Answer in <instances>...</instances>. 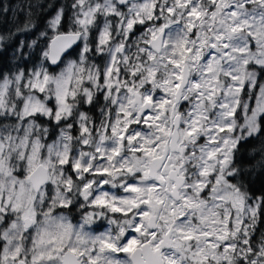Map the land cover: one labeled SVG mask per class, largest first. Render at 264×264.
<instances>
[{
    "label": "clouds",
    "instance_id": "9594fccd",
    "mask_svg": "<svg viewBox=\"0 0 264 264\" xmlns=\"http://www.w3.org/2000/svg\"><path fill=\"white\" fill-rule=\"evenodd\" d=\"M35 3L0 78V264H264V0Z\"/></svg>",
    "mask_w": 264,
    "mask_h": 264
},
{
    "label": "snow or ice",
    "instance_id": "6c2138e0",
    "mask_svg": "<svg viewBox=\"0 0 264 264\" xmlns=\"http://www.w3.org/2000/svg\"><path fill=\"white\" fill-rule=\"evenodd\" d=\"M24 4L27 6L25 7ZM24 4L17 3L15 7L12 9L13 13V21L12 25L13 27L8 29V31L5 34H0V54H2V50L4 46L13 41L16 40L17 43L14 45V52L17 57V55H23L24 53H27L30 51V49L26 46H22V41L18 39L19 35L23 33H31L32 31V17L34 15L33 9L37 6L35 3V0H32V2H29V0H24ZM9 9L3 8L0 10V16H2L4 13H7ZM171 11V10H170ZM193 13L195 15H199V13L196 12L195 9H193ZM59 22V16L57 17V21ZM132 23L130 22L128 27H132ZM143 23V21H141ZM69 38L67 36H56L50 40V42L46 46V50L41 52L39 55H33L32 58L39 59V56H43L46 58L49 62L52 64H56L58 59L65 54V51L67 47L69 46L66 41ZM28 61H25L27 63ZM109 75L111 74V69H109ZM23 75V74H22ZM37 79L40 77V72L36 71L35 73ZM45 81H47L48 77L47 74L44 76ZM37 85H33V87H36ZM44 89L40 88V91L42 92ZM151 100V97H149V101ZM57 119H59V116H57ZM86 130V129H85ZM220 131H224V129H220ZM222 163H226L225 161H222ZM79 165H77V168ZM219 182V181H218ZM133 191H138L139 189H132ZM254 199L257 200V203L255 204L254 208L250 209L251 214L254 218L259 217L257 225H252V227L257 226H264V219H262V215H264V195L260 196H254ZM95 204L99 206H107L109 202L104 199H98L94 202ZM240 205L241 210L243 208V198H240ZM113 211H123V209L112 206ZM144 215H147L145 213ZM136 231H139V228L136 229ZM187 238H191L190 236ZM104 244L106 247L112 248L115 251H120V249L116 248L114 244H110L107 241H104ZM139 244V241L137 240H131L128 242L127 246L123 249L125 252H132L135 250L136 246Z\"/></svg>",
    "mask_w": 264,
    "mask_h": 264
},
{
    "label": "trees",
    "instance_id": "16d2710c",
    "mask_svg": "<svg viewBox=\"0 0 264 264\" xmlns=\"http://www.w3.org/2000/svg\"><path fill=\"white\" fill-rule=\"evenodd\" d=\"M19 2V0H0V10L8 7L9 11L0 16V34H5L8 29L12 28L13 21V7ZM49 13H41L39 17V26L43 27L46 20L48 19ZM36 35V31L34 30L31 33L19 35L18 39H34ZM17 41L13 40L7 43L3 50L2 54H0V76H3L4 73L13 71L18 65L19 61L16 59V55L14 52V45H16ZM34 60V58H33ZM28 68L31 67V63H25ZM251 185L250 190L254 194V196L264 195V177L261 176H253L250 178ZM262 219H264V215H262Z\"/></svg>",
    "mask_w": 264,
    "mask_h": 264
},
{
    "label": "rangeland",
    "instance_id": "374dc122",
    "mask_svg": "<svg viewBox=\"0 0 264 264\" xmlns=\"http://www.w3.org/2000/svg\"><path fill=\"white\" fill-rule=\"evenodd\" d=\"M0 78H2V76H0Z\"/></svg>",
    "mask_w": 264,
    "mask_h": 264
}]
</instances>
